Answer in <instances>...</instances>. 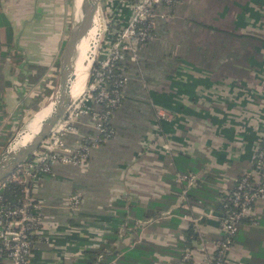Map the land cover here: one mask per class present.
I'll return each mask as SVG.
<instances>
[{
    "label": "crops",
    "instance_id": "crops-1",
    "mask_svg": "<svg viewBox=\"0 0 264 264\" xmlns=\"http://www.w3.org/2000/svg\"><path fill=\"white\" fill-rule=\"evenodd\" d=\"M135 1L99 0L105 35L125 24ZM74 3L0 0V35L5 50L7 42L19 55L21 77L16 92L5 95L25 115L41 110L56 86V61L71 27L66 11ZM154 12L152 38L134 62L121 65L111 137L90 145L80 165H53L32 187L42 226L35 264H70L78 242L96 250L121 210L127 222L111 243L118 258L146 243L172 250L144 251L147 264H181L187 249L179 245L193 219L192 264H202L222 237L198 218L218 222L219 202L251 169L264 134V0H178ZM90 114L62 133L68 151L96 135ZM186 175L193 180H178ZM72 193L81 196L76 210L67 205ZM254 217L255 225H237L225 264H264V204H256Z\"/></svg>",
    "mask_w": 264,
    "mask_h": 264
},
{
    "label": "built area",
    "instance_id": "built-area-1",
    "mask_svg": "<svg viewBox=\"0 0 264 264\" xmlns=\"http://www.w3.org/2000/svg\"><path fill=\"white\" fill-rule=\"evenodd\" d=\"M177 1L136 0L129 4L131 13L125 24L114 34H106L103 41L105 59L95 61L98 62V68H93L94 64L92 65L85 90L70 101L63 119L41 142L38 149L14 172L0 181V191L5 187V181L15 182L21 186V197L14 205L3 202L0 196V264H35L34 248L42 241L38 204L31 194L37 177L49 173L55 164L74 166L82 164L90 145L111 137V128L104 127V124L120 104L124 76H118L119 80L111 85L113 88L111 91L107 90V79L111 77L115 65L123 61L124 56L127 55L132 62L139 48L152 38L155 8H169ZM103 32H107V28L104 27ZM90 103L95 104L98 111L91 112ZM87 114L91 115L96 135L82 140L75 150L68 151L61 140L62 133L72 129L71 124L77 117ZM157 117L162 120L169 119L168 115L160 112L157 113ZM178 180L192 181L193 177L186 175L178 177ZM80 200L81 196L78 193L70 194L67 198L68 208L76 210ZM221 201H225L223 208H226L223 217L217 222L222 237L216 244L214 252L205 255L202 264H225L231 244L229 237L235 234L237 225L241 221L256 224L255 206L257 203L264 204V134L255 152L251 169L235 180ZM190 224L194 233L193 225L197 224V219L190 221ZM199 251H203L202 247ZM81 253L82 250L77 249L71 254L70 264L75 263ZM99 260L100 256H97L96 264ZM180 262L192 264V251L185 250Z\"/></svg>",
    "mask_w": 264,
    "mask_h": 264
},
{
    "label": "water",
    "instance_id": "water-1",
    "mask_svg": "<svg viewBox=\"0 0 264 264\" xmlns=\"http://www.w3.org/2000/svg\"><path fill=\"white\" fill-rule=\"evenodd\" d=\"M96 10L99 12V0H79V16L73 21L67 39L64 42L59 55L56 88L53 98L49 102L52 104L51 111L41 120L36 130L29 135L30 137L28 140L14 152L13 156L8 161L1 163L6 149L0 153V181L14 172L20 164H22L33 152H35L40 146L41 142L63 119L71 101L69 92L70 83L75 78L74 61L76 48L84 36L89 21L93 20ZM74 15L75 14H73V16ZM99 37L100 33L95 43L94 54L90 60L87 75L91 69ZM211 215L214 217L218 216L216 213ZM200 222H204L213 228H217V222L215 220L202 217L200 218Z\"/></svg>",
    "mask_w": 264,
    "mask_h": 264
},
{
    "label": "trees",
    "instance_id": "trees-1",
    "mask_svg": "<svg viewBox=\"0 0 264 264\" xmlns=\"http://www.w3.org/2000/svg\"><path fill=\"white\" fill-rule=\"evenodd\" d=\"M4 36L1 34L0 35V49H2L5 44H4ZM8 44L6 42V51L4 52H0V59H3L4 57H6V53L9 52V48H8ZM1 51V50H0ZM13 55H14V59L15 61L13 62L14 64H18V54L15 50L12 51ZM16 57V58H15ZM101 59L98 60V62ZM127 59L123 60L126 61ZM122 62H120L119 64L117 63L115 65V69L112 70L111 73V77H109L107 79L106 82V86H107V90L111 91L112 88V84L114 82H117L119 80L118 76L123 77L124 76V72L122 70ZM98 62H95L93 65V68H98ZM58 67V60L56 61V68ZM11 74H13V71H11ZM15 77L17 78V80H19V82L21 81V77L19 75L18 72L15 71ZM12 82L9 81H3L1 74H0V103H1V94L4 91L5 87L11 86ZM14 92H16V89H14ZM122 98L120 99V104H121ZM119 104V105H120ZM4 106L2 104H0V120L1 117L4 116ZM34 115V114H32ZM32 118V116H31ZM109 119H110V115L107 118V121L104 124V127H108L110 128L109 125ZM24 130V128L22 129V131ZM22 131H20L19 133H21ZM18 133V134H19ZM15 136V135H14ZM14 139V137H13ZM12 139V140H13ZM29 158V157H28ZM27 158V159H28ZM0 196L2 198L3 202H6L8 204H16L18 202V200L21 197V186L15 182H8L5 181V187L0 191ZM185 196L187 197V194H185ZM189 196V195H188ZM225 201H220L218 204V210L221 213V218L224 215V212L226 211V208H223V204ZM121 204L118 202L116 203V207L120 208ZM118 218L116 220V222L112 225L108 226L109 231L111 232V234H108V236L106 235L104 242L102 244H99L98 248L96 250H90L87 247L83 246V244L81 242H78L77 245V249H81L82 253L81 256L76 260V262L74 264H96V257L100 256V260L97 262V264H111V261L113 262L112 264H147L146 262H144L146 259L144 257H141V255L145 252H156V253H170L172 250L167 249V248H160L157 246H152L150 244H146V243H140L137 245H134L133 247H131L130 249L126 250L124 252V254L121 256V258H118L117 256V251H115V249L112 247L111 243L115 242L117 239L115 238V228L117 226H122V224L124 222H127L126 220V212L125 210H121V212L118 211ZM243 222V221H241ZM189 230V231H188ZM187 231L184 232V240L183 242H180L179 248L181 249V251L187 249L190 250L192 249L190 242L191 241H195L198 242L197 237L195 236V234L191 231V226L188 228ZM233 236L229 237L230 241H233Z\"/></svg>",
    "mask_w": 264,
    "mask_h": 264
},
{
    "label": "rangeland",
    "instance_id": "rangeland-1",
    "mask_svg": "<svg viewBox=\"0 0 264 264\" xmlns=\"http://www.w3.org/2000/svg\"><path fill=\"white\" fill-rule=\"evenodd\" d=\"M68 9L69 10L66 11V13L68 12L67 18L69 17V22H70L69 27H70L74 21V19H73L74 18V16H73L74 8H72V6H71ZM97 15L99 18V26H100V21H101L102 29L100 32V37H99L97 46H96V52H95V56H94L92 65L94 64L95 61H98L99 59H101V60L105 59V53L103 51V49H104L103 41H104V38L106 35H105V32H103V29H104V27L107 28V25H106V15L104 14V12L102 10L100 2H99V12L97 13ZM0 50H1L0 52L6 51L4 47ZM12 51L13 50L7 52L6 57H4L3 59H0V74H1L2 80L8 81L10 79L9 82L12 80L11 81L12 85L5 87L3 93L1 94V103L0 104H2L4 106V113L5 114L3 117H1V120H0V153L6 149V147L9 145V143L12 141L13 137L14 138L17 137L20 134L19 132L22 131L23 128L25 129V127L29 123L28 120L31 119V116L33 114L32 113V114L25 115V113L20 112L18 110H15L13 108L12 101H8L6 98V95H5L6 91H9V90L14 91V89L17 88V86L21 84L20 83L21 81L19 82V80H17V78L15 77V74H14L15 71L17 70V68L14 66V63H13L15 61V59H14V55H13ZM60 52H61V50H60ZM60 52H59V55H60ZM18 57H19V55H18ZM125 59L129 60L127 55L123 57V60H125ZM134 61H135V59L132 62H134ZM92 65H91V67H92ZM11 71H13V74H11ZM88 82H89V74L87 75L86 82H85V85L83 87L82 92L87 87ZM55 88H56V86L54 87V90L51 94V97L48 98V100L43 104L44 106L52 100L53 94L55 92ZM75 98H72L71 101L74 100Z\"/></svg>",
    "mask_w": 264,
    "mask_h": 264
},
{
    "label": "bare ground",
    "instance_id": "bare-ground-1",
    "mask_svg": "<svg viewBox=\"0 0 264 264\" xmlns=\"http://www.w3.org/2000/svg\"><path fill=\"white\" fill-rule=\"evenodd\" d=\"M74 20L78 18V3L79 0H74ZM98 11H95L93 20L89 21L84 36L80 40L76 48L75 61H74V80L70 83V98L78 97L85 85L87 78V71L89 68L90 60L94 54V47L96 40L101 31V21L99 26ZM52 104L48 103L41 110L37 111L31 119H29L28 125L25 129L15 137L9 145L6 147L1 163L8 161L14 154V152L24 144L29 135L33 133L41 120L46 117L51 111Z\"/></svg>",
    "mask_w": 264,
    "mask_h": 264
}]
</instances>
